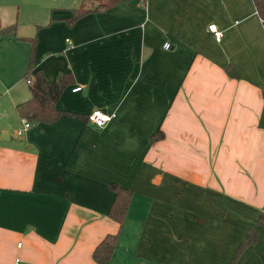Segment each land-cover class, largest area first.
Instances as JSON below:
<instances>
[{
    "label": "crops",
    "instance_id": "obj_1",
    "mask_svg": "<svg viewBox=\"0 0 264 264\" xmlns=\"http://www.w3.org/2000/svg\"><path fill=\"white\" fill-rule=\"evenodd\" d=\"M80 1L34 30V70L69 76L64 114L16 136L23 55L0 85V264H95L108 235L107 264H264V22L252 1L119 0L54 24ZM22 2L0 0V19ZM94 110L114 118L97 129ZM109 183L131 192L120 224Z\"/></svg>",
    "mask_w": 264,
    "mask_h": 264
},
{
    "label": "trees",
    "instance_id": "obj_2",
    "mask_svg": "<svg viewBox=\"0 0 264 264\" xmlns=\"http://www.w3.org/2000/svg\"><path fill=\"white\" fill-rule=\"evenodd\" d=\"M257 16L264 22V0H251ZM119 0H81L79 6L72 10L71 17L67 19L70 25L73 21L81 16L91 13H99L114 7ZM15 25L0 27V40L14 34ZM26 42L29 45V56L27 70L22 78L27 82L29 91V98L25 102L19 103L15 106V111L20 119H23L33 124H52L56 122L64 112L55 109V104L60 97L63 89L67 84L69 76H59L58 81L47 83L39 70H34L32 64V53L35 44L34 38H16ZM230 77H234V73L226 70ZM82 118V117H81ZM162 137L160 132H156L151 136V141L159 140ZM109 189L113 193V200L107 212V216L115 223L120 224L125 210L128 206L131 192L127 189L118 187L113 183H109ZM256 225L262 224L257 220ZM115 236H105L102 241L94 248L92 252V260L95 264H107L111 251L115 244ZM255 240L253 229L246 236L237 252L245 246L252 244Z\"/></svg>",
    "mask_w": 264,
    "mask_h": 264
},
{
    "label": "rangeland",
    "instance_id": "obj_3",
    "mask_svg": "<svg viewBox=\"0 0 264 264\" xmlns=\"http://www.w3.org/2000/svg\"><path fill=\"white\" fill-rule=\"evenodd\" d=\"M27 1L32 2V4H28ZM70 1L72 0H23L16 17L0 19V27L2 28L7 25H15L14 34L2 39V42L0 41V85H5L12 75L13 64L11 63L15 57L23 55L25 64L28 62L29 45L25 42H15L16 38L27 37L35 39L34 30L39 26L47 25L51 16L54 18L58 11L70 10ZM15 9L16 7L14 6ZM19 12L20 14L18 15ZM59 23L67 25V21L63 22L58 19L54 21L55 25H59ZM263 209L262 216L264 217Z\"/></svg>",
    "mask_w": 264,
    "mask_h": 264
},
{
    "label": "built area",
    "instance_id": "obj_4",
    "mask_svg": "<svg viewBox=\"0 0 264 264\" xmlns=\"http://www.w3.org/2000/svg\"><path fill=\"white\" fill-rule=\"evenodd\" d=\"M206 29H207V32L211 35V37L213 38V40L215 42L220 41V39L222 37L221 31L217 30L214 25H208ZM165 48H166V45H165ZM79 90H80L79 88H75L72 90V92H76ZM113 118H114V113L104 114L98 110H94L87 115L86 120L89 124H91L95 128L101 129V128L105 127L106 124L108 122H110ZM21 125H22V128H21V130L16 132V136H20L22 134V132L25 131L26 129H28L30 126L29 123L23 119H21ZM263 215H264V209H263ZM14 264H18L17 259L14 261Z\"/></svg>",
    "mask_w": 264,
    "mask_h": 264
}]
</instances>
